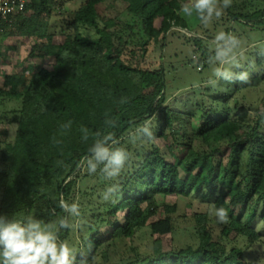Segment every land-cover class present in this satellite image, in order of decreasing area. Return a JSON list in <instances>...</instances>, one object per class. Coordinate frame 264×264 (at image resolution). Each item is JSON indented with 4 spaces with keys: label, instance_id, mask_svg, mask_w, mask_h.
<instances>
[{
    "label": "trees",
    "instance_id": "1",
    "mask_svg": "<svg viewBox=\"0 0 264 264\" xmlns=\"http://www.w3.org/2000/svg\"><path fill=\"white\" fill-rule=\"evenodd\" d=\"M103 1L86 0L80 5L69 24L72 33L59 44L52 43L51 36L46 34V23L39 19L50 13L52 0L26 2L25 12L35 10L37 19L33 23H26L24 15L19 14L13 18L12 25H1V38L10 33L30 37L37 58L53 59L50 69L42 66L30 69L26 82L19 76L3 75L8 87L0 88V100L15 98L20 102L13 141L0 148L2 215L19 218L31 214L45 221L66 215L58 206L61 196L72 202L77 182L90 176L87 172L80 173V161L88 154L93 140H81V126L93 133L113 132L121 145L126 134L151 119L161 108L160 120L170 129L180 119L163 106L164 68L141 69L124 56L135 54L130 44L133 34L160 43L163 48L162 42L170 29L184 27L170 5L175 0H122L126 12L135 19L129 22L100 19L98 5ZM226 12L233 23L264 31V7L253 6L246 0H232ZM80 26L92 28L96 38L90 40L81 35ZM40 37L45 42L38 44ZM259 59L264 63V53L259 54ZM152 79L159 81L157 97L151 99L134 92L136 87L146 88ZM121 98H127V103H120ZM106 113L115 119L116 127L106 126ZM246 115L240 108L232 118L201 116L202 123L197 127L200 134H211L217 129L223 134L236 130V139L229 144L225 163L216 151L199 152L189 142L182 144L177 158L166 157L156 147L144 151L127 148L131 159L121 175L105 180L102 186L105 191L118 183L120 193L106 201L102 209L105 217L95 216L97 224H88L82 237L89 244L90 255L98 248L105 249L119 239L132 237L145 225L152 234L171 233L173 225L167 205L163 204L164 218L147 224L145 216L153 215L157 209L156 197L166 195L187 197L200 193L212 198L216 208H239L236 214L228 213V218L238 226L235 232L249 241L256 240L257 234L250 224L258 205L264 204V136L259 133L264 105L254 124L244 130L241 127ZM69 120L71 130L60 136V125ZM54 136L63 143L54 145ZM147 162L150 172L140 174ZM94 175L101 177L99 172ZM193 218L196 246L160 252L151 257L149 264H228L231 259L236 260L235 264H254L237 259L242 251L227 248L222 238L212 239L205 227L204 213H194ZM102 224L108 227L104 235L99 233ZM226 231L222 233L225 235ZM69 233L70 229L62 230L60 236L67 240ZM141 261L139 257L126 264Z\"/></svg>",
    "mask_w": 264,
    "mask_h": 264
},
{
    "label": "rangeland",
    "instance_id": "2",
    "mask_svg": "<svg viewBox=\"0 0 264 264\" xmlns=\"http://www.w3.org/2000/svg\"><path fill=\"white\" fill-rule=\"evenodd\" d=\"M85 1L52 0L50 13L39 17L43 23H46V34L51 36L53 44L62 43L72 33L69 24L73 13ZM246 1L253 6L264 7V0ZM189 2L190 0H175L170 5L178 14L182 5ZM98 14L100 19L114 18L121 22L135 20L126 12L125 3L122 0H104L98 5ZM178 16L182 19L184 27H172L162 42L163 48L160 47V43L155 44L144 36L133 34L130 37V44L134 48L135 54L132 57L127 54L124 56L125 59L131 61L133 66L141 69L153 70L160 66L164 68L165 101L163 106L178 114L180 119L174 122L170 129L160 120L163 109L161 108L151 118L154 140L132 142L129 133L135 127L122 138L125 142L121 146L129 148L130 151L139 149L144 151L146 148L156 147L166 157L172 155L177 158L181 155L182 144L189 142L196 151H216L225 163L229 144L236 139V130L223 134V131L217 129L211 134H200L197 127L202 123V115L207 118L226 116L232 118L240 108H243L247 113L241 129H248L254 124L264 105V63L259 59V54L264 53V31L260 28L251 29L248 26L233 23L226 10L222 17L213 18L207 25L201 23L195 15L186 17L183 14H178ZM24 19L26 23H33L37 19L35 10H26ZM157 23L155 22V25ZM227 30L242 40V46L246 50L245 60L242 61L243 68L234 69V71H248L250 81L247 84L220 81L216 88H211L206 81L212 76L215 65H210L207 62V56L214 48L215 35L220 31L227 32ZM79 32L90 40L96 38L92 28L80 26ZM36 42L43 43L45 38L40 37ZM32 46L33 40L30 37L15 33L0 37L1 89L8 87L3 81V75L19 76L23 82H26L30 69H35L38 66L46 69L51 68L53 59L51 57L37 58L35 56L37 51L33 52ZM199 65L201 69H199ZM135 77V79L138 78ZM158 85L159 81L152 79L148 86L143 88L144 90L136 87L134 92L152 99L157 97ZM19 102L15 98L0 100V148L13 141ZM175 129L176 133L173 132ZM259 133L264 136V121L260 125ZM150 170L151 167L147 162L140 174H148ZM80 171L81 174L87 172L85 167H82ZM104 182L102 177L97 178L93 174L81 178L76 184L77 190L73 193L72 202H79L81 220L85 223L83 228L70 229L67 240L77 249V258L83 254L91 264H126L140 257L142 261L138 264H149L151 257L160 252L180 249L188 245L196 246L197 237L193 214L204 213L206 215L205 227L213 240L222 238L227 248L240 249L242 254L237 259L243 262L264 264V204L258 205L256 216L250 224V228L257 234L256 240L249 241L246 237L235 232L238 226L230 218L227 223L218 222L215 215L211 213L214 206L212 198L204 197L200 193H191L187 197L174 195L156 197L158 207L153 215L145 214L146 223L164 218L166 213L163 204H165L172 219L173 230L171 233L152 234L149 227L145 225L137 229L132 237L119 239L113 244H109L105 249L98 248L95 254L90 255L89 244L82 237L85 236L88 224L92 226L97 224L95 216L102 214L105 217L102 210L107 204L102 199ZM238 211L239 208L228 209V213L236 214ZM107 228V225L102 224L99 227V233L104 235ZM225 229L227 231L224 235L222 231ZM235 263V259L228 262V264Z\"/></svg>",
    "mask_w": 264,
    "mask_h": 264
},
{
    "label": "clouds",
    "instance_id": "3",
    "mask_svg": "<svg viewBox=\"0 0 264 264\" xmlns=\"http://www.w3.org/2000/svg\"><path fill=\"white\" fill-rule=\"evenodd\" d=\"M232 6V0H190L182 5L178 14L186 17L195 15L201 23L207 25L213 18L219 19L226 9ZM214 48L207 62L215 65L212 76L206 81L211 88H216L220 81L227 83L247 84L250 81L248 71L242 69L245 60V49L242 40L229 32H218L213 40ZM120 103H127V98H121ZM105 124L109 128L116 127V121L110 114H105ZM72 121L60 125L59 135L64 136L71 130ZM81 140H93L88 154L80 161L89 175L99 172L104 180H114L121 175L122 170L131 159L128 149L120 145L113 132L93 133L87 127L80 128ZM132 142L137 140L152 141L155 139L151 119L136 127L129 133ZM62 139L53 137V144L60 145ZM120 193V185L113 183L102 194L105 201L112 200ZM58 206L66 215L56 216L45 221L35 215L9 218L0 214V264H91L83 254L77 261V249L66 239H62V230L83 228L80 204L77 201L69 203L63 196ZM211 213L218 222H228V210L213 206ZM51 214H55L52 210ZM75 218V220H73Z\"/></svg>",
    "mask_w": 264,
    "mask_h": 264
},
{
    "label": "built area",
    "instance_id": "4",
    "mask_svg": "<svg viewBox=\"0 0 264 264\" xmlns=\"http://www.w3.org/2000/svg\"><path fill=\"white\" fill-rule=\"evenodd\" d=\"M26 2L27 0H0V28L1 25H12L13 18L17 15H25Z\"/></svg>",
    "mask_w": 264,
    "mask_h": 264
}]
</instances>
